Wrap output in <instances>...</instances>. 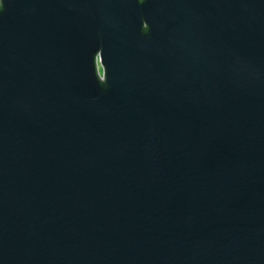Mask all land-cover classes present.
I'll use <instances>...</instances> for the list:
<instances>
[{"label": "water", "instance_id": "1", "mask_svg": "<svg viewBox=\"0 0 264 264\" xmlns=\"http://www.w3.org/2000/svg\"><path fill=\"white\" fill-rule=\"evenodd\" d=\"M0 264H264V0H0Z\"/></svg>", "mask_w": 264, "mask_h": 264}]
</instances>
